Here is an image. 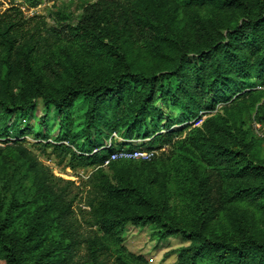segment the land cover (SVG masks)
Returning a JSON list of instances; mask_svg holds the SVG:
<instances>
[{"label":"trees","instance_id":"trees-1","mask_svg":"<svg viewBox=\"0 0 264 264\" xmlns=\"http://www.w3.org/2000/svg\"><path fill=\"white\" fill-rule=\"evenodd\" d=\"M37 1L33 0L32 5ZM188 1L199 8L217 9L224 15L232 11L242 13V21L234 23L231 17L226 18L221 20L223 25H211L217 27L214 31L203 25L197 33L205 37L195 43L182 37L180 32L185 26L181 31L174 27L171 12L161 22V33L150 48L149 57L134 54L128 41L115 30L83 24L67 26V32L81 40L85 56L74 62L66 53L55 65L47 61L49 74L40 70L35 57L50 53L60 44L58 32L38 17H26L11 4L0 13V115L4 120L0 138L10 137V132L17 130L7 127V119L24 116L40 102L45 110L51 107L63 117L70 110L76 111L84 134L95 129L97 135H103L98 130L101 126L105 137L123 131L126 139L154 136L159 145L171 144L175 132L155 135L162 120L161 111L155 106L157 101L179 109V123L186 116L196 117L199 111H212L230 100L232 95L228 92L231 84L235 86L236 76L253 71L264 80V0ZM145 22L156 26L155 22ZM247 52L256 55L252 64ZM188 53L191 58L186 56ZM91 55L108 59L111 66L97 69L91 64ZM251 86L250 83L245 88ZM147 119L156 129L148 131ZM171 122L166 119L163 127L167 129ZM201 128L194 129L193 137L187 139L190 146L207 164L216 167L226 164L232 177L250 179L236 194L263 196L264 165L253 161L250 144L240 151V145L225 140L222 143L219 138L227 127L219 116L208 118ZM24 134V131L17 133ZM69 145H73L72 140ZM69 145L45 146L51 148L60 162L67 159L70 169L101 167L115 152L98 154L92 153L91 148H80L77 153ZM19 154L27 162L34 195L42 197V202L27 221L26 229L18 232L12 227L13 221L34 199L18 201L12 197L5 205L0 196L3 264H147L142 256L121 245L111 249L107 242L112 239L120 243V234L127 223L134 227L154 226L158 239L178 235L188 241L190 245L181 250L177 264H264V234L240 226L233 238L208 233L207 224L217 210L216 205L219 206L221 189L211 172L201 177L193 171L197 215L194 222L171 216L165 204L160 206L143 189L116 187L105 179L99 192L93 185L87 194L89 231L83 234L72 209L73 199L65 197L42 164L22 148ZM96 176L93 174L91 178ZM52 222L60 229L56 243L46 238L45 229ZM94 224L106 237V243L98 238Z\"/></svg>","mask_w":264,"mask_h":264},{"label":"rangeland","instance_id":"rangeland-1","mask_svg":"<svg viewBox=\"0 0 264 264\" xmlns=\"http://www.w3.org/2000/svg\"><path fill=\"white\" fill-rule=\"evenodd\" d=\"M32 3L33 0H0V13L12 4L26 17H38L47 27L58 32L60 44L50 53L35 57L36 64L46 74H49L45 67L47 61L55 65L59 60L62 61L66 53L74 62L85 56L81 40L70 35L66 30L67 26L83 24L98 29L115 30L128 41L134 54L149 57L148 52L161 33V22L171 12L174 27L181 31V27L185 26L186 29L180 32L182 37L195 43L205 37V34L200 36L197 33L203 25L209 27V31H214L217 27L211 28L212 24L223 25L221 20L229 17L232 22L240 23L243 18L242 13L236 14L232 11L224 15L211 7L199 8L189 4L188 0H38L35 4ZM145 21L155 22L156 26L151 27ZM246 55L252 64L256 55L249 52ZM91 56V64L97 69L103 70L111 66L108 59ZM186 56L191 58L192 54L188 53ZM236 77L235 86L231 84L228 92L232 95L230 100L218 104L212 111L203 109L196 117L186 116L179 123V109L169 104L163 106L158 101L155 103L162 114V120L157 126L159 131L155 135L175 132L171 144L159 145L154 136L126 139L123 131L105 137L101 126L98 130L103 135H97L95 129L84 134L76 111L70 110L64 118L51 107L45 110L40 102L24 116L7 119V127L17 130H12L10 137L0 138V196L5 205L12 197L18 201L34 199L15 218L13 229L23 232L27 221L34 216L42 202V197L34 195L27 162L19 154V149L22 148L49 171L53 183L63 190L65 197L68 200L73 199L72 209L83 234L89 231L86 222L89 211L85 207L87 194L93 185L99 192L100 183L105 179L116 187L143 189L160 206L165 204L171 216L188 222L196 221L195 170L201 177H207L211 172L221 188L219 206L216 205L217 210L207 224L209 234L233 238L238 226L250 232L264 234V195L253 197L236 194L237 189L250 179L232 177L226 164L217 167L207 164L187 141L193 137V130L201 128L208 118L219 116L225 120L227 127V131L219 138L220 141L240 145V151L243 146L250 144L253 161L264 165V80L259 79L253 71L246 76ZM250 83L252 86L245 88ZM168 118L172 122L165 129L163 125ZM3 122L0 115V127ZM146 126L149 132L156 129L149 119L146 120ZM18 131H24L25 134L18 136ZM71 140L73 145H69ZM48 143L69 145L77 153L80 148H91L92 153L98 154L110 150L142 149L152 151L154 155L149 161L119 160L101 167L70 169L67 159L60 162L51 153V148L45 146ZM93 174L97 176L91 178ZM93 229L97 231L98 238L106 243V237L98 230V226L94 224ZM155 231L151 225L134 227L127 223L120 234V243H115L112 239L107 242L111 249L121 245L130 253L142 256L147 264H177L181 250L190 243L178 235L158 239L154 235ZM45 232L49 242H58L60 229L56 223L48 225ZM0 264H3L1 255Z\"/></svg>","mask_w":264,"mask_h":264},{"label":"built area","instance_id":"built-area-1","mask_svg":"<svg viewBox=\"0 0 264 264\" xmlns=\"http://www.w3.org/2000/svg\"><path fill=\"white\" fill-rule=\"evenodd\" d=\"M152 151L146 150H126L121 149L119 151H115L109 155V157L104 161V164H109L110 162L119 161V160H141V161H149L153 157Z\"/></svg>","mask_w":264,"mask_h":264}]
</instances>
